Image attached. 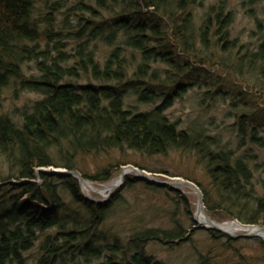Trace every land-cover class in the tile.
Listing matches in <instances>:
<instances>
[{"label": "trees", "instance_id": "obj_1", "mask_svg": "<svg viewBox=\"0 0 264 264\" xmlns=\"http://www.w3.org/2000/svg\"><path fill=\"white\" fill-rule=\"evenodd\" d=\"M201 6L204 0H0V93L12 81L42 94L19 114H0V182H24L0 186V264H166L147 251L151 242L189 243L194 264H264L261 239L252 238L260 250L254 257L238 249L242 238L196 226L181 190L128 174L122 191L98 202L72 176L40 174L36 182L39 168L81 171L80 161L92 157L101 159L84 177L107 183L129 162L124 152L183 153L204 171L205 184L185 178L201 187L212 218L264 227V179L256 180L250 151L241 153L247 142L264 149V40L236 50L227 2L216 1L198 21ZM65 40L74 45L71 55ZM99 45L107 49L103 61L96 59ZM28 60L37 63L38 77L24 75ZM182 62L190 82L197 70L206 80L216 64L251 88L250 97L229 84L220 89L242 103L238 122L222 130L228 139L203 124L180 128L166 116L173 98L193 85L177 79ZM143 104L151 107L139 110ZM137 184L166 193L170 204L133 211L124 190ZM197 230L212 243L205 251L194 240Z\"/></svg>", "mask_w": 264, "mask_h": 264}, {"label": "rangeland", "instance_id": "obj_2", "mask_svg": "<svg viewBox=\"0 0 264 264\" xmlns=\"http://www.w3.org/2000/svg\"><path fill=\"white\" fill-rule=\"evenodd\" d=\"M216 1H226L227 11L232 10V12L234 13L233 23L231 24V36L233 40L238 39L236 45L238 46V48H236V50L239 51V47L243 44H247L249 45V47L251 46L254 48L259 43V41L264 40V1H255L254 3L251 0H204V6L195 8L194 15L196 19L200 21L199 19H201V17L205 14L208 7L212 4H216ZM52 44H50V49L53 46ZM71 44L72 43L71 41L69 42V40H65L64 44H62L65 45V47L63 48L66 53H69V55L73 53L74 45L72 46ZM45 46L46 42L42 41L39 49H45ZM106 50L107 49L105 48V46L99 45L96 49V59H98L99 61H103V53ZM73 63L74 60H69L67 62L68 65H72ZM182 65L183 69L181 70L180 76L177 79L182 77L187 81L188 85H191V83H193V85L188 86L185 92L180 93L173 98L171 106H169L165 112L166 116L170 121L177 122L180 128L191 129L190 127L195 128L203 124L205 128L208 129L209 132H211V134L217 135L218 133L222 132L225 139H228V137L230 136L229 131L222 130H225L227 127L232 126L238 122L240 115L239 113L243 111L242 103L240 102L239 98H235L234 95L225 92L224 89H222V91L220 89L223 88L222 86L229 84V86H233L236 90L240 91L241 94L250 97L253 95L251 94V88L248 87V85H245L242 82V78L236 76L234 72H226L225 70L216 66V64L207 67L209 76L206 80L205 72L195 69L197 70V73H194L192 75L193 81L190 82V78L186 74L189 72L187 69V65L185 64V62H182ZM156 67L171 69V67L163 65L161 63H158ZM23 71L24 75L27 78L39 76L37 63L32 60H28L23 64ZM249 79L250 78H248V80ZM171 82L174 83V81ZM209 89H211L212 91L210 93H214V95L212 94L213 96L205 98V94L207 93V91H209ZM41 98L42 94L40 92L33 89H28L27 87H23L19 82L11 81V84L4 88V90L0 93V114H19L23 108H29L31 104ZM126 101L127 103H130L134 106L136 104L135 99L132 97L127 98ZM238 102H240V104ZM233 104H236L237 108L233 107ZM150 107L151 105L143 104L138 109L145 111ZM248 107L250 108V106ZM248 107L246 108V110L250 111ZM262 130L263 128L261 129V131ZM259 135L264 138L263 131ZM231 147L237 149L238 146L236 143H234V145ZM247 149L252 154V156L250 157V163L252 164V168L256 171V180H263L264 149H260L258 146L247 142L246 147L241 149V153L246 151ZM122 154L123 156H125V159L129 160V162L123 167L127 165L136 166L135 164H140L141 166L147 168L142 169L139 167L141 170H145L146 172L150 173L151 176L158 180L170 181L176 180L177 178L180 180H190L185 178V176H188L195 179L196 182L199 183V185L206 183L207 178L205 177L204 171L201 165L197 163L196 159L193 156L183 153H169L168 155L159 157H148L134 151H127ZM239 154L240 152H238L237 150V155L235 157H238ZM116 155L118 157H121V155L118 153H116ZM95 159L89 157L84 161L81 160V171H76H79L82 175L86 173H94L99 163V160ZM48 169L53 170L55 168ZM122 169L116 172L115 176L109 182H93L92 185L97 189H102L105 186L116 183L120 178ZM172 174L179 176H172ZM86 179L90 180L89 178ZM123 187L116 189L114 193L118 192L119 189L120 191H122ZM81 190L88 198L96 200L104 198L102 194L95 193L87 187H81ZM178 190H181L180 192L182 193V195L186 196L190 206L189 209L192 211L193 219L195 220L198 210L199 196L191 187H182ZM106 195H108V193ZM124 195L131 204L135 205V207L133 208V211L135 212L137 207L139 208L138 211H141L142 209L148 207V205L155 202H165L167 200L168 204H170V197H167L166 193L155 192L141 184H137L132 189L124 190ZM112 196L108 197L105 201L110 200ZM229 221L231 220L228 219L217 222L224 223ZM196 226L198 225L196 224ZM206 232L207 231L204 230H197L194 232V240L200 251H205L207 247L212 245ZM244 233L245 232H236L235 235H241ZM189 245V243H186L185 245H178V247L171 248L169 245L151 242L150 244H148L147 251L159 260L165 261L166 264H194L196 256L192 255V251L190 250ZM237 246L240 252L245 255L256 257L260 253L259 245L256 242L252 241V238H242ZM29 255L32 258L37 257V249L34 248L31 252H29Z\"/></svg>", "mask_w": 264, "mask_h": 264}, {"label": "water", "instance_id": "obj_3", "mask_svg": "<svg viewBox=\"0 0 264 264\" xmlns=\"http://www.w3.org/2000/svg\"><path fill=\"white\" fill-rule=\"evenodd\" d=\"M129 173H134V175L141 181H146L150 184L161 186V187H171L174 189H181L182 187H192L195 190V192L197 193V195L199 196L197 213L203 212L205 217H206V220H207V222H206L207 225H203V224H199L195 218L194 222L198 225V227L204 228L205 230H208V231H216L219 233H223L225 235H229V236L234 237V238H256V237H258L264 241V239L261 236H259L258 234H254L252 232H245L244 234H241V235H235V233H228V232L224 231L223 229H221L218 225H221V224H224L227 222L219 223V222L215 221V219L212 218L207 213L206 207H205V201H204V194H203L202 190L200 189V187L195 182H193L191 180H184V179H182V180L177 179V180H172V181H161V180H158V179L154 178L153 176H151L150 173L146 172L145 170H141L140 168H138L134 165H127V166L123 167L122 172L120 174L119 182L117 184L114 183L112 185L105 186V187H112V190L108 193V195H104V198H102V199H97V200L93 199V200L98 201V202H104L108 197L112 196V194L114 193V191L116 189L121 188L125 185V179ZM40 174L59 175L61 177L72 176V177L79 180L81 187L86 186L91 191H93L95 193H100V192H98L97 188H92L90 186V184L93 183L92 181L84 178V176L79 171H76V170H68V169H63V168H55V169L51 170L48 168H39L36 171V175L38 176V180H36L37 183L41 182ZM26 182H28V181H26ZM10 183L22 184L24 182L12 180V181H7V182H0V186L10 184ZM237 222H239V221H237ZM239 223H241V222H239ZM242 225L247 226V227H257L261 231L264 232V227H262V226L249 225V224H247V225L242 224Z\"/></svg>", "mask_w": 264, "mask_h": 264}, {"label": "bare ground", "instance_id": "obj_4", "mask_svg": "<svg viewBox=\"0 0 264 264\" xmlns=\"http://www.w3.org/2000/svg\"><path fill=\"white\" fill-rule=\"evenodd\" d=\"M178 179V178H177ZM176 179V180H177ZM180 180V179H178ZM172 181V180H170ZM119 182V180L116 182V184ZM146 182V181H144ZM150 184V183H149ZM153 185V184H151ZM90 186L92 188H95L92 184H90ZM157 186V185H156ZM86 187V186H85ZM161 187V186H160ZM88 188V187H87ZM192 188V187H191ZM112 190V187H104L102 189H98V192H100V194H102L103 196L106 195L107 193H109ZM196 220L199 224H203V225H207L206 222V217L204 215L203 212H198L196 215ZM221 229H223L224 231L228 232V233H236V232H252L254 234H258L259 236H261L264 239V232L261 231L259 228L257 227H247L242 225L241 223L237 222V221H231V222H227L221 225H218Z\"/></svg>", "mask_w": 264, "mask_h": 264}]
</instances>
